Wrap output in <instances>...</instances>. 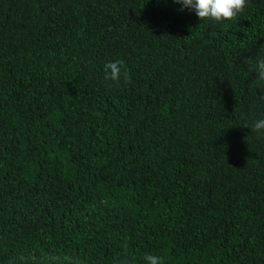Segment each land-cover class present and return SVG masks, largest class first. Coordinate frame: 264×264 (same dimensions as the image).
<instances>
[{
  "label": "trees",
  "instance_id": "1",
  "mask_svg": "<svg viewBox=\"0 0 264 264\" xmlns=\"http://www.w3.org/2000/svg\"><path fill=\"white\" fill-rule=\"evenodd\" d=\"M261 57L264 0H0V264H264Z\"/></svg>",
  "mask_w": 264,
  "mask_h": 264
},
{
  "label": "clouds",
  "instance_id": "2",
  "mask_svg": "<svg viewBox=\"0 0 264 264\" xmlns=\"http://www.w3.org/2000/svg\"><path fill=\"white\" fill-rule=\"evenodd\" d=\"M183 8L193 10L202 21H214L222 23L233 21L238 15L244 12L249 0H174ZM251 69L257 73L258 81L264 82V57L258 58L255 62L249 60ZM105 80L119 83L123 78L125 83L131 82V75L125 61L117 59L105 64ZM253 132L264 134V119L254 122ZM146 264H163L160 256L145 254ZM127 264V262H125Z\"/></svg>",
  "mask_w": 264,
  "mask_h": 264
}]
</instances>
